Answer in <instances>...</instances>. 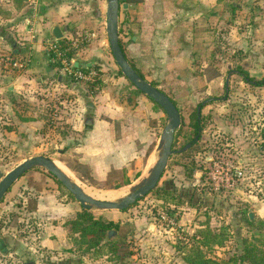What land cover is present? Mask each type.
<instances>
[{
	"label": "rangeland",
	"instance_id": "374dc122",
	"mask_svg": "<svg viewBox=\"0 0 264 264\" xmlns=\"http://www.w3.org/2000/svg\"><path fill=\"white\" fill-rule=\"evenodd\" d=\"M50 1L65 3L69 16L76 19L87 14L94 16L97 7L104 12L107 3L106 0H0V171L6 173L30 157L45 156L90 194L119 201L146 180L161 151L158 143L166 123L148 140V144L156 143L148 157L144 155V147L137 148L128 140V133L134 132L128 122L123 123L124 135L118 132L103 136L107 142L119 140L115 146L119 151H105L99 143L89 142L85 127L92 124L91 110L86 108L89 102H84L80 93L70 92L69 87L46 79L43 74L42 82L38 81L40 73L26 71L30 63L18 64L15 60L20 55L14 54V50L31 51V42H38L40 22L45 20L40 17L39 5L48 6ZM244 14L233 11L230 15L240 23L236 26L245 33L241 36L243 41L237 43L228 37L212 61L223 69L219 87L211 89L209 95L179 103L183 128L176 138L175 150L182 149L185 143L186 124L197 101L207 99L217 89V100L200 109L203 126L193 152V173L188 175L189 159L173 154L156 187L128 209L89 208L95 217L118 224L113 229L115 237H111L117 249L112 252L106 240L99 248H87L86 244L74 241L78 236L65 222L83 208L46 169L35 166L12 185L0 202V264H188L186 259L196 252L220 263L238 258L244 240L253 242L263 236L264 214L257 208L264 209V149H261L264 140L260 136L264 129V87L253 88L233 72L241 67L251 78L264 77L262 57L252 55V40L246 26L252 27V20L248 21V15ZM73 21L72 18L68 24L73 25ZM228 25L226 22L222 29H228ZM40 37L44 45L43 36ZM79 42L87 46L91 41L80 38ZM103 47L104 60L108 59L118 72L107 38ZM230 70L225 93L224 83ZM114 87L119 102L130 100L134 92L128 90L130 85ZM162 88L176 99V90ZM200 92L201 89H195L191 96ZM182 93L188 94V89ZM232 133L234 137L230 136ZM239 163L242 175L235 186L214 188L213 183L221 176L220 168ZM110 164L126 165L132 183L118 189L88 183L86 176L102 178ZM136 173L139 176L133 179ZM28 180L36 181L40 191L29 185ZM35 195L40 207L39 212L32 214L26 207L29 197ZM252 200L259 207L253 206ZM52 222L63 228L58 250L42 244L52 234Z\"/></svg>",
	"mask_w": 264,
	"mask_h": 264
},
{
	"label": "crops",
	"instance_id": "0c3cea01",
	"mask_svg": "<svg viewBox=\"0 0 264 264\" xmlns=\"http://www.w3.org/2000/svg\"><path fill=\"white\" fill-rule=\"evenodd\" d=\"M49 5H39L40 17L45 20L40 22L41 30L38 42H31L29 47L31 51L14 50V54L20 55L19 59H23L15 60L18 61V64L22 61L30 63L29 66H27L28 63L26 64L28 67L26 71L40 73L38 81L42 82L43 75L46 76V79H55L58 84L69 87L70 92L80 93L84 102H89L86 104V108L91 110L92 114V124L86 130V134L90 137L89 142L99 143L104 146L102 149L105 151H119L120 148L115 147L120 142L119 140L113 139L112 142H107L103 136H109L111 133L114 136L118 132L124 135L123 123L128 122L134 132L130 131L127 137L135 147L140 149L144 147V155H146L148 147L153 145L151 151L146 155L148 157L156 143L152 141L148 144L147 142L152 138V135H156L161 130L160 126L166 123L167 117L160 109L156 110L154 104L144 94L132 91L128 102H119L120 99L116 97L115 93L118 90L116 89V92L114 85H118L120 88V86L129 83L124 76L114 71L109 60L106 58L104 60L103 57L105 53L103 46L107 38L106 17L105 20L103 18L106 9L103 12L100 7H97L94 16L87 14L76 19L69 16V8L65 3L50 1ZM233 11L245 12L244 16L248 15V21L252 20V27L250 24L246 25L249 27L248 33L252 40V55L262 57L264 63V0H142L140 3L127 4V8L120 9L118 14V28L120 27L122 31L121 37L126 57L143 74L146 81L155 83L156 87L161 90H163L162 87L176 90V99L163 91L176 101L178 106L179 103L189 102L191 97L197 99L201 98L203 94L209 95L211 89L219 87L218 82L223 71L218 65L212 63L222 48L220 45L229 40L228 37H233L238 41L237 43L243 41L241 36L243 37L245 33L236 26V24H240L238 20L230 16ZM241 17V15L240 18L236 16L242 21ZM70 18L74 20L73 25L68 24ZM226 22H229L228 29H222ZM55 25L62 32L60 39H65L68 44L80 38L91 41L87 46L79 45V42L77 47L73 48L72 52L70 51V56L74 59V63H89L91 67L99 68L102 85L93 92L88 91L87 84L74 83L61 77L50 63L49 54L45 46L40 43V36H43L44 43L51 39L60 40L51 36L52 28ZM212 72H216V75H210ZM229 77L227 76L228 79ZM227 78L224 83L225 93L228 91ZM252 87L261 88L264 86ZM129 88L133 90V87H128V90ZM185 88L188 89V94L182 93ZM195 89H201L202 92L199 95L191 96ZM216 93L217 89L207 99L198 100L197 105L204 101H207L206 104L216 101ZM188 95H190L189 99H187ZM201 115L204 116L203 113ZM150 119L151 123H149ZM138 126L139 131L137 130ZM230 136L234 137V133ZM108 145L111 147H105ZM112 167L128 169L126 165L110 164L108 170ZM108 170L104 177L96 180H103ZM127 174L130 177L128 172ZM255 202L252 200V205L259 207ZM39 207L40 202L37 204L36 210L31 213L39 212ZM79 208H82L80 204ZM80 210H76L74 214L76 215ZM257 211L264 214L262 207L257 208ZM65 223L63 224L65 225ZM52 224V234L45 237L48 239L44 240L42 244L48 249L58 250V241H60L63 228L58 226V223L52 222ZM63 224L62 226L65 227Z\"/></svg>",
	"mask_w": 264,
	"mask_h": 264
},
{
	"label": "water",
	"instance_id": "95a60500",
	"mask_svg": "<svg viewBox=\"0 0 264 264\" xmlns=\"http://www.w3.org/2000/svg\"><path fill=\"white\" fill-rule=\"evenodd\" d=\"M106 35L110 53L112 58L119 68L123 76L134 85L140 92L151 98L157 103L164 111L167 122L161 131L159 138L158 148H160L159 156L151 168L146 180L138 187L133 189L130 193L126 194L119 201L96 199L86 194L75 182L71 181L66 174H64L55 164L54 161L45 156H33L13 167L8 172L4 173L0 171V202L8 192L10 187L28 170L35 166L46 169L52 174L65 189L74 197V199L84 209L97 208V209H110L124 211L131 205L137 202L140 198L151 192L157 185L160 177L162 176L164 169L167 166L168 160L171 155L176 151L172 149L174 135L180 126L181 117L176 105L172 102L170 97L162 92L159 88L151 85L148 81L142 78L128 63L126 60L118 40V14H119V1L118 0H106ZM122 7L127 8V4H122ZM51 36L55 39L62 37V32L57 25L53 26ZM75 67H89V63L75 62ZM231 72L228 73V77ZM228 79V78H227ZM227 86V82H226ZM204 101L196 107L197 117H200L201 106L206 104ZM89 121L86 124H90ZM86 128L89 127L85 126ZM186 145L183 149L187 148ZM249 218H252V214L249 213ZM116 231L111 229L107 231L106 238L110 239L115 237Z\"/></svg>",
	"mask_w": 264,
	"mask_h": 264
},
{
	"label": "trees",
	"instance_id": "16d2710c",
	"mask_svg": "<svg viewBox=\"0 0 264 264\" xmlns=\"http://www.w3.org/2000/svg\"><path fill=\"white\" fill-rule=\"evenodd\" d=\"M118 1H119L120 8L124 9L122 7V4L140 3L142 0H118ZM120 8H119V10H120ZM121 32H122L121 28L119 27L118 28V40H119L120 48H121L126 60L131 65V67L142 78H144L143 74H141L139 72V70L135 67V65L131 61H129L128 58L126 57L125 48L123 46V41H122V37H121ZM65 41H66L65 39H60V40H57V43L62 45V46H68V42H65ZM71 52H70V55H71ZM79 68L84 69V70L93 69L97 72L98 76L94 79V81L89 82L86 85L88 91L93 92L96 88H99L102 85V81H101V78L99 76L100 71H99V68L97 66H92V67L91 66L90 67L79 66ZM117 70H118V74L123 76V74L121 73L119 68ZM236 72L242 77V79L245 82L251 84L252 86H256V87L264 86V77H262L261 79L251 78L248 76L247 72L241 67H239V70H237ZM128 83H129L128 85L133 87V90L135 93L143 94L137 88H135L132 83H130L129 81H128ZM149 83L156 87L155 83H153V82H149ZM161 91L164 92L163 90H161ZM146 97L148 99H150V101L154 104V107L156 110L160 109L164 113L163 109L157 103H155L148 96H146ZM170 99L176 105V107L178 108V111L180 113V108H179L177 102L174 101L171 97H170ZM198 105H200V104H198ZM180 117H181V114H180ZM202 123H203V116L200 113V117H197V111L195 109L194 114L191 115L189 122L186 124L185 143L183 144L182 149L176 150L179 152H175V154L181 155L182 158H184V160H186V159L190 160V164H188V165H190L188 175L192 174L193 171L195 170V167H194L195 161H194L193 152L195 151L196 144L199 142V140L201 138V132H202V126H203ZM182 128H183V119L181 118L180 126L174 135L172 149L174 148L177 136L182 132ZM260 136H261V139L264 140V129H261ZM186 145H188V147L183 149ZM152 146L153 145H150L148 147V149L146 150V153H145L146 155L151 151ZM261 146H262L261 148L263 150L264 144H262ZM186 168H187V165H186ZM26 173H24L23 175H25ZM138 176H139V173H136L134 175L133 179H136ZM80 178L83 179V176H80ZM85 178H86V180H88V183L90 185H94V186L97 184H100L103 186L106 185L105 188H108V189H118V188H121V187L126 186V185L131 183V179L128 176L127 169L125 167H123V168H114V167L110 168L108 170L105 178L101 181L94 179L93 177L90 176V174H89V176H86ZM57 182L61 185V183L58 180H57ZM28 184L32 185L36 191H40V187L36 181H29L28 180ZM63 188H65V187H63ZM37 202H38V200H37L36 195L33 197H29V200L27 201V207H26L29 210V212H33L36 210L37 204H38ZM66 224H68L71 228V231L78 236V239H76V237H75L74 241L79 242V245L86 244L87 248H99V246L102 245V241L106 240L105 241L106 246L112 252L116 251V249H117L116 245L117 244L113 240H111V238L110 239L106 238L107 231H109L111 229H117L118 228V224L115 223L114 221L105 220V219H102L101 217H95L92 213H90L89 210L82 209L80 212L76 213L75 217L72 220H69L68 222H66ZM186 262L188 264H264V234L260 239H255L253 242L244 240L243 251H242V254L238 258L233 257V258H229L223 262L218 263V262H215V261H212L209 259H205V258L201 257V255L198 252H196L194 256H190L189 258H187Z\"/></svg>",
	"mask_w": 264,
	"mask_h": 264
},
{
	"label": "built area",
	"instance_id": "2783aa9c",
	"mask_svg": "<svg viewBox=\"0 0 264 264\" xmlns=\"http://www.w3.org/2000/svg\"><path fill=\"white\" fill-rule=\"evenodd\" d=\"M88 40V39H85ZM80 39L72 41L68 46H62L57 43V40H46L44 43L45 49L49 54L50 63L55 71L63 78L74 82L87 84L94 81L97 77V72L93 69H80L74 66V59L70 56V51L77 47ZM241 165H227L225 168H220L219 181L213 183L214 188L229 189L235 186V183L242 175Z\"/></svg>",
	"mask_w": 264,
	"mask_h": 264
},
{
	"label": "bare ground",
	"instance_id": "6f19581e",
	"mask_svg": "<svg viewBox=\"0 0 264 264\" xmlns=\"http://www.w3.org/2000/svg\"><path fill=\"white\" fill-rule=\"evenodd\" d=\"M55 164V163H54ZM64 174H66V176L71 180V181H73V182H75L74 180H73V178L64 170V169H62L61 167H59L58 165H56ZM76 183V182H75ZM77 184V183H76ZM78 185V184H77ZM79 186V185H78ZM80 187V186H79ZM81 188V187H80ZM82 189V188H81ZM86 194H88V195H90L91 197H93V198H96V199H103V200H112V199H106V198H104L103 196H94V195H92V194H90L89 192H87L86 190H84V189H82Z\"/></svg>",
	"mask_w": 264,
	"mask_h": 264
},
{
	"label": "flooded vegetation",
	"instance_id": "af4514ba",
	"mask_svg": "<svg viewBox=\"0 0 264 264\" xmlns=\"http://www.w3.org/2000/svg\"><path fill=\"white\" fill-rule=\"evenodd\" d=\"M237 71V70H236Z\"/></svg>",
	"mask_w": 264,
	"mask_h": 264
}]
</instances>
